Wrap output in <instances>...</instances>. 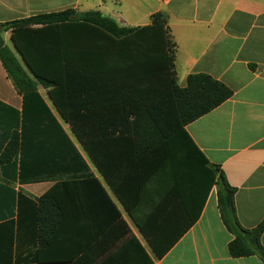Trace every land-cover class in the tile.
<instances>
[{
	"label": "crops",
	"instance_id": "obj_1",
	"mask_svg": "<svg viewBox=\"0 0 264 264\" xmlns=\"http://www.w3.org/2000/svg\"><path fill=\"white\" fill-rule=\"evenodd\" d=\"M68 9L100 11L137 31L116 38L87 22H61L8 29L3 40L32 78L53 83L38 92L81 154V177L98 180L120 218L111 220L109 202L89 182L80 223L38 256V199L72 178L67 165L50 158L23 166L18 153L13 168L0 167V264H73L59 257L68 255L75 232L98 234L96 255L83 264H137L131 236L153 264H264L258 255L231 257L235 235L221 218L216 187L209 188L211 166H220L236 189L240 225L251 230L264 221V0H0V25ZM159 12L167 22L154 25ZM167 30L180 87L206 74L233 95L184 127L192 144L170 132L137 157L135 114L171 89ZM23 101L0 60V155L22 130ZM87 141L100 143L106 175L85 151ZM123 232L129 235L109 245ZM145 233L168 248L161 257ZM260 240L264 248V233Z\"/></svg>",
	"mask_w": 264,
	"mask_h": 264
},
{
	"label": "trees",
	"instance_id": "obj_2",
	"mask_svg": "<svg viewBox=\"0 0 264 264\" xmlns=\"http://www.w3.org/2000/svg\"><path fill=\"white\" fill-rule=\"evenodd\" d=\"M167 19V13L159 12L152 16L151 21L154 25H163ZM78 21L93 24L116 38H122L137 31V28L118 25L100 11L79 13L73 9L40 14L0 25V60L8 77L24 98L22 130L21 132L15 130L11 134L0 155V167L9 164L13 168L15 166L13 159L20 153L23 166L26 162L29 164L32 159L34 162H39L51 158L59 166L67 165L69 168L68 175L72 178L55 183L49 191L38 199L40 251L38 256L60 237L63 229H67L70 223H77L76 226L80 223L81 217L77 214L79 212L81 214V210L85 206V202L81 198L83 189L89 182L95 184L94 193L101 194L109 202L111 210L115 214V218H111V220L120 218L118 210L98 180L94 177L88 180L81 177L79 169L85 165L81 154L69 140L38 92L39 84L45 88H50L53 83L46 78H32L3 40V33L8 29L25 25H48ZM167 51L168 64L171 70V89L135 114L132 125V140L137 157L170 139L173 136L170 135V132L176 134L175 136L179 139L184 136L192 144L184 127L211 112L233 95L231 89L206 74L190 75L187 78L186 86L180 87L174 64L177 48L168 30ZM99 144L98 141H87L83 147L94 165L106 175L99 162ZM196 151L199 153L197 149ZM202 158L207 164L208 161L203 155ZM211 167L209 188L216 187L221 218L228 230L235 235V239L228 246L231 257L258 255L264 261V248L260 240L264 233V221L251 230L244 229L240 225L235 207L236 189L228 183L220 166ZM66 211H70L71 214H67ZM63 235L65 237L66 234ZM96 235L98 234L75 232L71 238L73 247L68 255L59 258L72 260L73 264H83L84 261L93 258L96 255V248L95 246L92 247V241H95ZM127 235L129 232L116 235L114 241L112 240L109 245H113L111 243L117 242ZM144 235L149 240L156 256L161 257L167 251L168 248L156 247L150 234L145 233ZM129 242L135 246L137 264H153L149 254L136 237L131 236ZM107 249L105 247L101 251L105 252Z\"/></svg>",
	"mask_w": 264,
	"mask_h": 264
}]
</instances>
